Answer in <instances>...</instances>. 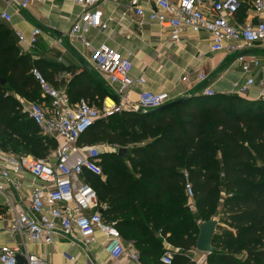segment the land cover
Instances as JSON below:
<instances>
[{"label":"trees","instance_id":"1","mask_svg":"<svg viewBox=\"0 0 264 264\" xmlns=\"http://www.w3.org/2000/svg\"><path fill=\"white\" fill-rule=\"evenodd\" d=\"M35 69L55 89L65 85L55 80L63 70L51 71L21 53L11 29L0 23V80L6 82H0V149L44 159L57 149L58 142L38 135V127L14 97L17 94L30 102L41 99ZM93 83L87 70L74 72L66 93L73 103L80 97L102 106V91L93 88ZM79 144H109L127 150L125 157L102 154L107 179L103 182L91 175L88 183L107 206L104 218L116 224L124 241L135 245L142 264H164V238L181 250L172 264H193L187 253L196 249L199 226L190 224L180 235L172 224L177 214L166 209L170 196L186 195L185 173L194 188L197 215L206 216L219 206L224 193L226 218L220 225L236 231L218 225L220 233L213 236L217 251L208 256V264H264V101L197 95L158 113L123 112L97 121ZM152 205H162L161 220H157L160 210L150 209ZM184 211L183 215L193 217L187 208ZM4 214L0 207V217ZM157 223L164 228L160 230Z\"/></svg>","mask_w":264,"mask_h":264},{"label":"built area","instance_id":"2","mask_svg":"<svg viewBox=\"0 0 264 264\" xmlns=\"http://www.w3.org/2000/svg\"><path fill=\"white\" fill-rule=\"evenodd\" d=\"M72 1L83 8V13L73 24L70 38L92 50V65L108 82L111 91L103 100L101 108L91 105L85 99L71 104L65 91L55 89L43 80L38 70L33 71V75L40 82L43 97L50 99L51 104L48 106L41 101L25 103L24 112L43 136L57 140L58 147L46 159L31 155L16 156L0 151L1 180L9 181L11 173H27L34 179L30 194L24 200L7 195V183L0 181V194L5 196L7 212L14 218L10 227L4 232L0 231V240L4 233L10 239L0 245V264H50L42 256L30 253L26 249V243L16 244V236H22L28 243L43 247L55 246L59 243L57 238L61 237L62 243L69 248L63 252V257L69 264H78L80 256L74 254V249L96 246L107 255L108 261L99 262L97 256L95 260L89 259L86 264H142L140 254L133 245L124 241L116 224L108 223L104 218L102 212L107 206L100 202L97 191L87 181L91 175H102L101 155L118 153L119 146L81 145L79 141L101 119H108L126 111L154 110L173 99L167 92L141 90L137 103L132 104L129 93L134 87L145 86L147 79L132 75L133 62L130 55L125 56L105 43L95 47L90 36L93 30L102 34L109 30L101 10L107 0ZM127 1L139 27L146 22L154 23L168 31L175 44L182 41L185 33L193 36L206 33L211 38V51L236 55L244 74H250L252 66L260 67V61L254 56L246 61L244 51L256 45L264 50V0L254 1V13L260 16V22L243 25L233 22L240 9L239 0H150V3H154L149 8L142 0ZM45 2L46 0H11L12 4L21 9ZM1 19L12 21V17L6 12L1 15ZM40 34L41 29L33 30L28 40L30 47L37 45ZM16 35L21 43L26 42L22 33L18 32ZM188 80V76L183 78L184 82ZM198 80L206 83L208 77L200 74ZM256 85V80L250 77L239 88L238 93L247 95ZM258 86L264 99V81ZM203 92L205 96L216 95L211 87L205 88ZM185 178L188 207L196 210L194 188L187 173ZM12 185L20 191L21 184L18 181H12ZM24 202L25 205H22ZM167 251L161 257L164 264H172L175 255L181 252L179 249ZM20 258L24 262L20 263ZM192 262L201 264L195 259Z\"/></svg>","mask_w":264,"mask_h":264},{"label":"crops","instance_id":"3","mask_svg":"<svg viewBox=\"0 0 264 264\" xmlns=\"http://www.w3.org/2000/svg\"><path fill=\"white\" fill-rule=\"evenodd\" d=\"M209 1L207 0V2ZM239 1L240 9L233 22L237 25L259 23L261 18L254 13L255 0ZM142 3L149 8L153 6L154 2L150 3V0H142ZM101 10L104 12V20L108 23L109 30L103 34L93 30L90 33L93 46L97 47L105 43L125 56L130 55L133 62L132 75L134 77L144 76L147 79L145 86L134 87L129 93L132 104L137 103L138 94L141 90L154 93L167 92L175 101L181 96L204 95L203 91L207 87H211L216 95H237L249 101H264L261 94L262 90L258 86L261 81H264V50L259 45L244 51L246 61H250L251 56L260 61V67L252 66L251 73L246 75L243 73L242 64L237 60L236 55L227 52L213 53L211 51V38L206 33L195 36L185 33L182 41L175 44L171 41L170 33L154 23L146 22L142 27L137 26L136 16L133 11L129 10L127 0H107L101 6ZM4 12L12 17L11 22L1 19ZM82 13L83 8L75 5L72 0H46L43 4L34 3L27 9L17 7L11 3V0H0V23L11 29L21 53L30 57L32 61L46 64L51 67V71H54V69L63 70L55 75L56 81L65 82V85L57 90L66 92V84L72 80L74 72L79 74L87 70L94 79L92 87L99 88V91H102L101 96L104 100L111 88L100 72L93 67L92 50L86 48L81 42H73L70 38L71 28ZM35 28L41 29V34L38 37L37 45L33 48L30 47L28 40H30ZM18 32L24 35L26 42L21 43L19 41L16 35ZM200 74H205L208 77L206 83L199 82L198 77ZM186 76L189 77V80L184 82L183 78ZM250 77L256 80L257 85L252 87L247 95H240L238 93L239 88L244 86ZM68 99L71 104H76L84 98L77 97L74 103L69 97ZM20 101L24 111L25 103L30 101L24 99H20ZM38 101L48 106L51 104L42 97ZM0 151L3 150L0 149ZM53 153L54 151L47 158L52 156ZM113 154H119V152ZM14 180L21 184L20 191L12 185ZM0 181L7 183V195H14L24 200L30 194V186L34 179L27 173L21 175L11 173L9 181L1 179ZM22 205H25V202ZM0 207L5 209V214L0 217V231L4 232L12 225L14 218L8 214L5 206V196L2 194H0ZM218 224L220 225L219 221ZM57 240L58 244L47 247L30 244L22 236H16L14 242L20 245L26 243V249L30 253L42 256L50 264H69L63 257V252L69 250V248L62 243L61 237H58ZM8 241L10 239L7 234H2L0 245ZM126 243L133 245L136 250L133 243ZM168 246H170L169 243L165 241V251L169 249ZM136 251L138 252V250ZM192 251L194 253L192 259L199 261L201 264H208L209 255L199 253L196 249ZM73 252L80 256L78 264H86L89 259L95 260L97 256L99 262L108 261L107 255L102 253L98 246L94 248H77ZM19 261L22 263L24 259L20 258Z\"/></svg>","mask_w":264,"mask_h":264},{"label":"rangeland","instance_id":"4","mask_svg":"<svg viewBox=\"0 0 264 264\" xmlns=\"http://www.w3.org/2000/svg\"><path fill=\"white\" fill-rule=\"evenodd\" d=\"M14 97L16 98V100L19 102L21 96L15 94ZM43 99H45L43 96H42ZM41 100V99H40ZM230 101H227V104L230 105ZM91 105H94L92 103H90ZM96 106L97 108H100L101 106H98V105H94ZM38 135L39 136H43L40 131L38 132ZM95 145H101V144H95ZM32 155V154H31ZM104 162L101 163V167H102V175L99 176V178L105 182V180L107 179V174L108 172L105 170L107 169L106 167H104ZM106 166V165H105ZM131 166V165H130ZM259 180V179H258ZM225 197L224 193H222L220 199L219 200V206H216L215 208H213L212 210H209L205 213L206 216H199L197 215V210H191L189 207H188V198L186 197V195L184 193H181L180 195H174V196H170L167 203H166V206L168 210H171L173 212H175L177 214V217L176 219L172 220V224L173 226L178 230V232H180L179 234L180 235H183L185 234V231L186 228L189 227L190 224L192 225H195V223L200 226L201 223L205 222L204 220L210 218L211 220L212 219H215V220H218L219 223H220V220L221 219H224L226 218V216H224L222 214V201H223V198ZM165 208V207H164ZM187 208L188 212L190 214H192V218L188 217V215H183L184 214V209ZM150 209H154V210H160V213L158 215V219L157 220H161L163 217H164V213H163V209H162V205H152L150 207ZM187 213V212H185ZM188 213V214H189ZM157 227H159V229L161 230L162 226H160V223H157L156 224ZM222 227V229H226V230H230L231 232L233 233H236V231L234 229H232L229 225L227 224H221L220 225ZM217 233H220L218 230L217 232H215V234ZM135 235V234H134ZM129 236H131V234H129ZM139 238H142L141 236H139ZM159 238H161V235H159ZM163 240V244H165V241H166V238L162 239ZM129 243H132V242H129ZM170 246H168L169 249L174 250L173 249V246L171 244H169ZM164 246V245H163ZM138 250V249H136ZM165 252H168V251H165L164 250V253ZM163 253V254H164ZM189 256H190V262H192V257H194V253L193 251L192 252H189L188 253ZM209 260V258H208ZM193 263V262H192ZM145 264V263H143ZM194 264V263H193Z\"/></svg>","mask_w":264,"mask_h":264},{"label":"water","instance_id":"5","mask_svg":"<svg viewBox=\"0 0 264 264\" xmlns=\"http://www.w3.org/2000/svg\"><path fill=\"white\" fill-rule=\"evenodd\" d=\"M2 85H5L6 82L3 80H0ZM216 94V92H215ZM191 97L190 96H181L175 101H172L160 108L154 109V110H148V111H141L143 114H152V113H158L166 109H172L175 107H178L188 101ZM137 113V112H135ZM127 154L126 149H120L119 155L122 157H125ZM218 221L217 220H209L207 222H203L199 226V236L197 239L196 244V251L202 254L211 255L217 251V248L213 245V236L216 232V229L218 227Z\"/></svg>","mask_w":264,"mask_h":264},{"label":"bare ground","instance_id":"6","mask_svg":"<svg viewBox=\"0 0 264 264\" xmlns=\"http://www.w3.org/2000/svg\"><path fill=\"white\" fill-rule=\"evenodd\" d=\"M108 103H109L110 105H112V102L109 101Z\"/></svg>","mask_w":264,"mask_h":264}]
</instances>
